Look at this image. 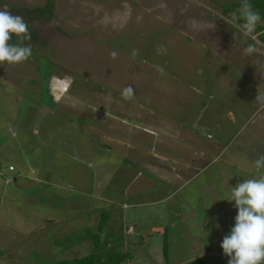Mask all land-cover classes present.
<instances>
[{
    "label": "rangeland",
    "instance_id": "obj_1",
    "mask_svg": "<svg viewBox=\"0 0 264 264\" xmlns=\"http://www.w3.org/2000/svg\"><path fill=\"white\" fill-rule=\"evenodd\" d=\"M239 3L0 0L28 23L31 38L12 43L32 47L28 60L0 65V168L11 180L0 176V264L111 255L94 245L97 227L86 235L79 223L107 220L117 200L156 264H228L221 245L207 254L208 235L204 249L185 236L194 226L217 234L214 224L230 234V187L264 176L254 164L264 155V34L243 36ZM249 44L258 51L245 55ZM185 167L191 178L176 179ZM167 171L175 180L159 177Z\"/></svg>",
    "mask_w": 264,
    "mask_h": 264
},
{
    "label": "clouds",
    "instance_id": "obj_2",
    "mask_svg": "<svg viewBox=\"0 0 264 264\" xmlns=\"http://www.w3.org/2000/svg\"><path fill=\"white\" fill-rule=\"evenodd\" d=\"M238 13L239 18L243 20L240 25L243 36L255 39L252 34L261 19L259 12L253 10L249 0H242ZM13 36L31 38L28 23L22 16L8 11L5 5L3 9H0V65L19 64L32 55L31 45L11 43ZM257 51L254 44H249L243 50L245 55H252ZM112 55L116 54L112 53ZM133 94L134 90L131 86L122 92L125 99L131 98ZM108 99L111 97L109 96ZM254 164L257 169L264 168V155L260 156ZM0 176L4 177L5 184L11 182L10 178H5L1 168ZM227 200L234 201L238 210L235 226L221 243L223 253L229 257L228 264H264V176L258 179H245L236 187H230V198Z\"/></svg>",
    "mask_w": 264,
    "mask_h": 264
},
{
    "label": "crops",
    "instance_id": "obj_3",
    "mask_svg": "<svg viewBox=\"0 0 264 264\" xmlns=\"http://www.w3.org/2000/svg\"><path fill=\"white\" fill-rule=\"evenodd\" d=\"M62 82L64 84L66 83L65 80H62ZM52 100L55 102L57 99L53 98ZM26 164L31 165V163L29 161H26ZM192 168H194V167H185V168H183V174L184 175L175 173L174 177L176 179L181 178V180H184V179L189 180L191 178V176L193 175V174H191V171L193 170ZM46 170H47V172H49L50 168L46 169ZM169 173L170 172H168V171L163 172V174H160L159 177L164 179L165 182H166V179H167V182H169L171 180H175L172 177V174H169ZM93 176H95V175L93 174ZM107 180H108V177H107ZM14 181H16V178L14 179ZM35 181L37 182V180H35ZM67 187H69V186H67ZM99 187H100V185H99ZM16 199H19V198H17V197L13 198V200H16ZM106 199L109 202V199L108 198H106ZM1 202H2V198L0 200V204H1ZM117 202L121 203L119 210L110 209V216H109V218H107V220H105V224H104V228H103V232H102V236H101L102 239L100 240L101 248L105 249L102 252H106V251L111 252L112 251L111 255H113L114 253H123L125 255V260L120 264H145V260H147V257L150 261H152L154 264H156L158 261L156 260V257L154 256V253H153L151 247H147L146 234H144L142 232V229L140 228V226L136 222H134L132 220L133 224L136 223L133 225L128 221L127 217L125 218L124 211H126L128 209L129 204H126L124 202H120L119 200H117ZM124 205L127 206L125 209H124ZM199 207H201V206H195L194 208H192L191 212H193V214L189 215V218L194 217L195 222L197 224H199L198 222L200 221V218L198 217V215H200V213L197 211V208H199ZM117 216L119 217V224L116 223V220H114V218ZM212 216H214V214ZM216 219H217V217H216ZM99 221H100L99 218L91 215V213H90L83 220V222L79 223L80 224L79 227H83V230H81V231H84V232L87 231L86 235H88V233H90V229L92 228V226L95 225L97 227L99 224ZM216 223H220V221H218ZM213 226H214V230L218 231L217 234H210L209 232H208V234H204L203 233L204 231L200 228L201 225L199 227L200 228L199 231H195L197 226H194V228H192V229L188 228L191 233L188 232L186 234V236H185L186 241H187L188 237H191V235H194L195 237L198 236V240L201 242L196 243V244H201V247L204 249L205 244H206L205 237H206V235H208L209 240H208V244H207L208 247L206 250L207 254H209L211 256L219 255L220 254L219 252H215V248L217 246L221 245L223 238L225 236H224V234H222L221 228L218 229V227H215V224ZM115 227L118 228L119 240H116L113 236ZM131 228L133 231L130 234H126L125 233L126 229L131 230ZM155 231H156V228H155ZM222 235H223V237L221 238ZM93 236H94V234L92 235L90 233V237L92 238ZM220 238H221V240H219ZM77 243L81 244L82 242H80V240H79ZM184 243H186V242H184ZM63 251H68V250L64 247ZM111 255H106L105 258H107ZM191 255H195V256H193V258H191ZM196 257H197L196 250L194 249L193 252L190 254V256L187 259H194ZM105 258H103V259H105ZM185 264H187V262Z\"/></svg>",
    "mask_w": 264,
    "mask_h": 264
},
{
    "label": "trees",
    "instance_id": "obj_4",
    "mask_svg": "<svg viewBox=\"0 0 264 264\" xmlns=\"http://www.w3.org/2000/svg\"><path fill=\"white\" fill-rule=\"evenodd\" d=\"M249 2L251 3L253 10L259 12L260 17H261L260 22L256 26V30H264V0H249ZM49 5L48 7H46V9H44V11L47 13H48ZM239 5L241 7V3H239L238 6ZM235 19H236V22H238L239 24L243 23V20L239 18L238 11L235 12ZM259 40L261 41V43L264 44V35H260ZM10 42L12 43V41ZM105 220L106 219L104 218L99 221V224L96 229L97 232L93 236L95 246H99ZM99 257L100 256H98L97 253H94L84 258H81V260H76V261H68V260L66 261L65 260V261H60V263H57V264H120L125 260V255L123 253H114L113 255L105 259H100L101 257L100 258ZM190 264H203V263L201 261H193Z\"/></svg>",
    "mask_w": 264,
    "mask_h": 264
},
{
    "label": "built area",
    "instance_id": "obj_5",
    "mask_svg": "<svg viewBox=\"0 0 264 264\" xmlns=\"http://www.w3.org/2000/svg\"><path fill=\"white\" fill-rule=\"evenodd\" d=\"M263 32V34H264V30L262 31ZM11 170H12V168H10Z\"/></svg>",
    "mask_w": 264,
    "mask_h": 264
}]
</instances>
